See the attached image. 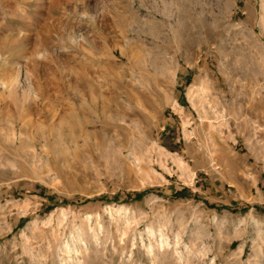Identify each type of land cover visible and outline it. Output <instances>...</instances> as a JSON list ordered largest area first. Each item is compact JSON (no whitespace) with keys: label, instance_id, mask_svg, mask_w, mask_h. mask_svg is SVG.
Wrapping results in <instances>:
<instances>
[{"label":"rangeland","instance_id":"rangeland-1","mask_svg":"<svg viewBox=\"0 0 264 264\" xmlns=\"http://www.w3.org/2000/svg\"><path fill=\"white\" fill-rule=\"evenodd\" d=\"M0 264H264V0H0Z\"/></svg>","mask_w":264,"mask_h":264},{"label":"bare ground","instance_id":"bare-ground-1","mask_svg":"<svg viewBox=\"0 0 264 264\" xmlns=\"http://www.w3.org/2000/svg\"><path fill=\"white\" fill-rule=\"evenodd\" d=\"M82 99V98H81ZM83 105V104H82Z\"/></svg>","mask_w":264,"mask_h":264}]
</instances>
